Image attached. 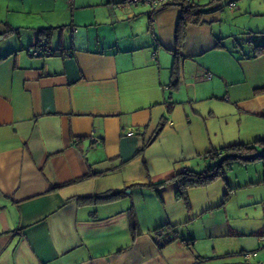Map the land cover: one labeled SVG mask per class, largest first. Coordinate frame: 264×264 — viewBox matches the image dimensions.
Segmentation results:
<instances>
[{
  "label": "crops",
  "instance_id": "obj_1",
  "mask_svg": "<svg viewBox=\"0 0 264 264\" xmlns=\"http://www.w3.org/2000/svg\"><path fill=\"white\" fill-rule=\"evenodd\" d=\"M120 1L0 0V264H264V229L196 210L191 188L187 208L173 180L264 139V54L221 29L214 2L186 26L171 87L179 8Z\"/></svg>",
  "mask_w": 264,
  "mask_h": 264
},
{
  "label": "rangeland",
  "instance_id": "obj_2",
  "mask_svg": "<svg viewBox=\"0 0 264 264\" xmlns=\"http://www.w3.org/2000/svg\"><path fill=\"white\" fill-rule=\"evenodd\" d=\"M199 1L204 4L208 2L216 3L214 7L218 8L223 16L221 29L231 33L235 40L237 38L238 41H244L252 37L254 42H260L264 39V31H262L264 30L262 29L264 28V15L260 17H245L237 9L240 3H249L254 9L260 10L262 9L261 5L264 4V0ZM231 1L235 4L233 7L229 6ZM5 12V9L2 10L0 8V20H3ZM245 26L257 29H252L256 31L249 33V29L243 28ZM9 39L5 40V42L16 41L15 37ZM261 153H264V150H260L254 154L258 155ZM250 155H253V153ZM220 161L223 162V170L219 176L205 185L191 188L190 192L194 198V208L197 210L201 204H209L208 206H213L214 211L219 209L217 211L223 214L226 213L229 217V223L239 228L238 230L241 232H251L260 228L264 229V154L253 159L208 158L207 162L214 165ZM178 205L181 206L182 204ZM219 212H215V214ZM209 214L211 215L212 212Z\"/></svg>",
  "mask_w": 264,
  "mask_h": 264
},
{
  "label": "trees",
  "instance_id": "obj_3",
  "mask_svg": "<svg viewBox=\"0 0 264 264\" xmlns=\"http://www.w3.org/2000/svg\"><path fill=\"white\" fill-rule=\"evenodd\" d=\"M213 2L201 3L200 1H187V0H173L172 2L166 4L169 6H176L179 8L180 13L176 20L175 28H174V49H173V64L171 66V80L170 86L176 87L178 83V70H179V60L181 58L180 52L185 38L186 26L188 24H198L202 22V16L213 9ZM245 42H253V53L251 57H256L261 54H264V43H257L252 41V39H248ZM35 45L34 47H37ZM33 48V47H32ZM43 55V54H42ZM247 56V55H245ZM4 57L1 56L0 59ZM261 90H264L262 88ZM258 148H262L264 150V139H258L251 143H234L226 145L217 150H211L208 152V156L212 159H220V158H240V159H253L256 158L257 155L254 154L258 152ZM253 155H250L252 154ZM216 163V162H215ZM223 170V162H219L217 164L212 165V163H207L205 168L201 171L195 170H185L183 172L176 173L173 180L176 183V189L174 192V196L176 199L182 200L187 208H189V198H188V190L195 186L205 185L217 176L222 173ZM152 186V185H150ZM155 188L156 186H152ZM123 191H106L95 195L90 196H79L76 197L78 202L90 203V202H104L110 201L113 199H117L121 197ZM128 218L130 222L131 229L137 232V224L134 212L130 208L128 210ZM173 225L162 226L157 231L160 232H169ZM173 238L177 237L176 231L173 232Z\"/></svg>",
  "mask_w": 264,
  "mask_h": 264
},
{
  "label": "built area",
  "instance_id": "obj_4",
  "mask_svg": "<svg viewBox=\"0 0 264 264\" xmlns=\"http://www.w3.org/2000/svg\"><path fill=\"white\" fill-rule=\"evenodd\" d=\"M173 0H121L117 5L118 6H124V7H129L131 5L134 4H144L150 7V9L154 10L157 9L159 7H162L170 2H172ZM187 1H199V0H187ZM235 4L234 2L230 3L229 6L233 7ZM30 53L34 56L39 55V54H43V55H53L56 52L50 48L47 47H33L30 49ZM207 77H210V75L208 74ZM169 123H171L169 121ZM92 143H98L99 139L97 137L92 136L91 138ZM92 144V145H93ZM211 156V155H210ZM261 239H264V236L261 237ZM246 257H250L253 255L252 252H246L244 254Z\"/></svg>",
  "mask_w": 264,
  "mask_h": 264
},
{
  "label": "water",
  "instance_id": "obj_5",
  "mask_svg": "<svg viewBox=\"0 0 264 264\" xmlns=\"http://www.w3.org/2000/svg\"><path fill=\"white\" fill-rule=\"evenodd\" d=\"M261 154H264V153H261ZM261 154H258L257 156H261Z\"/></svg>",
  "mask_w": 264,
  "mask_h": 264
}]
</instances>
